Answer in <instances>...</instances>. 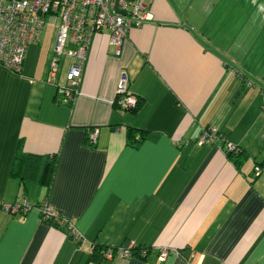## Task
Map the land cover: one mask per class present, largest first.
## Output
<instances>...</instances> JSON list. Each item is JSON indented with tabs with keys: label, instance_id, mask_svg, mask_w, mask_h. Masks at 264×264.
Masks as SVG:
<instances>
[{
	"label": "crops",
	"instance_id": "1",
	"mask_svg": "<svg viewBox=\"0 0 264 264\" xmlns=\"http://www.w3.org/2000/svg\"><path fill=\"white\" fill-rule=\"evenodd\" d=\"M141 2L151 19L130 28L118 56L105 32L92 36L70 103L60 89L71 59L46 83L57 22L34 44L31 78L0 68V206L46 203L82 236L40 221L36 208L0 209V264H264V174H253L264 164L261 69L232 70L211 32L226 0ZM121 73L139 100L133 113L114 104ZM202 130L240 158L223 141L199 145ZM25 156L36 158L32 180L16 174ZM93 245L136 250L98 260Z\"/></svg>",
	"mask_w": 264,
	"mask_h": 264
},
{
	"label": "built area",
	"instance_id": "2",
	"mask_svg": "<svg viewBox=\"0 0 264 264\" xmlns=\"http://www.w3.org/2000/svg\"><path fill=\"white\" fill-rule=\"evenodd\" d=\"M47 19H56L57 24L46 83H52L61 58L71 59L72 63L65 75V86L60 89L63 101L70 103L78 94V82L92 36L105 32L110 45L114 47V55L118 56L130 28L140 27L151 16L145 11L141 0H0V68L14 75L22 74L25 52L28 46L39 41ZM126 84V76L121 73L116 84L114 104L122 113L136 105V98L127 92ZM95 138L96 130L92 129L88 132L87 141L92 144ZM219 141H223L219 135L206 130H202L197 138L199 145ZM222 149L227 153H238L236 147L224 141ZM253 174H264V164L255 166ZM0 207L9 213H24L36 208L41 220L51 218L63 226L75 240L82 239L72 223L46 203L37 206L20 200ZM131 247L132 245L116 248L115 251L125 258L130 255ZM166 254L165 248L160 249L157 259L162 261ZM103 256L111 258V250L104 252Z\"/></svg>",
	"mask_w": 264,
	"mask_h": 264
},
{
	"label": "rangeland",
	"instance_id": "3",
	"mask_svg": "<svg viewBox=\"0 0 264 264\" xmlns=\"http://www.w3.org/2000/svg\"><path fill=\"white\" fill-rule=\"evenodd\" d=\"M253 2L254 0H226L222 7L226 8V11L221 18L216 17L210 21L215 25L210 30L217 36L219 33L222 37L220 45L226 46V49L229 48L226 54L233 58V61L227 59L232 70H239L240 65L245 72L261 69L260 74L264 76V18L259 23L257 14L260 7L264 8V0H257L256 5ZM56 22V19L46 20L40 34V41H43L46 31L53 29ZM260 31H263L261 35H259ZM257 55L260 56L259 59H256Z\"/></svg>",
	"mask_w": 264,
	"mask_h": 264
},
{
	"label": "trees",
	"instance_id": "4",
	"mask_svg": "<svg viewBox=\"0 0 264 264\" xmlns=\"http://www.w3.org/2000/svg\"><path fill=\"white\" fill-rule=\"evenodd\" d=\"M138 106H139V100L136 99V105L132 109H130V110L126 111V112L133 113V112H135L138 109ZM130 132L131 131H129V130H128V132H126V133H128V136L130 135ZM140 140H141V138L135 139L133 141V144H136V142H139ZM240 154H241L240 152H238L236 154L230 152V153L227 154V156L230 157V158L234 157V158L238 159L241 156ZM34 159L36 160L35 157H31V156L23 157V159L21 161H19V163L17 164V168L19 167V170L18 169L16 170V174L19 177H21L22 179H25V180L34 179V177H33L34 175H32V173L34 171H36V166H34L32 164V160H34ZM52 172H53L52 164L49 163L48 165H45V167L43 168L42 174L40 175V177L37 178V182L39 184L48 185L50 177L52 175ZM0 209H1V207H0ZM39 218H40V215H39ZM40 221H42L44 223H47L49 226L62 229L70 238H73L72 235L70 233H68V231L63 226L58 225L56 222L53 221V219L48 218V219H45V220H41V218H40ZM75 241L79 242L78 240H75ZM107 250H111L112 255L115 252L114 249H107L105 247H100V246H97V245H93V250L91 252V256H97L98 260L103 259L104 252H106ZM132 250H136V249L132 248L131 251Z\"/></svg>",
	"mask_w": 264,
	"mask_h": 264
},
{
	"label": "water",
	"instance_id": "5",
	"mask_svg": "<svg viewBox=\"0 0 264 264\" xmlns=\"http://www.w3.org/2000/svg\"><path fill=\"white\" fill-rule=\"evenodd\" d=\"M119 14H122L118 12ZM39 54V49L36 45H30L28 46L25 57L23 61V67H22V75L24 77L31 78L36 66L37 58Z\"/></svg>",
	"mask_w": 264,
	"mask_h": 264
}]
</instances>
